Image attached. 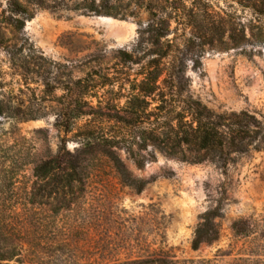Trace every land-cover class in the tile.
<instances>
[{"label": "rangeland", "instance_id": "374dc122", "mask_svg": "<svg viewBox=\"0 0 264 264\" xmlns=\"http://www.w3.org/2000/svg\"><path fill=\"white\" fill-rule=\"evenodd\" d=\"M185 1L209 12L239 13L246 22L252 18V12L235 0ZM130 4L135 16L125 20L38 9L26 22L20 36L28 37L53 61L49 66V80L57 87L53 94L44 92L39 78L27 86L0 48L6 80L0 101L42 115L31 120L0 116V220L10 223L16 237L25 241L21 254L25 264H113L153 249L172 256L175 264H264V149L236 156L227 166L191 163L157 152V160L144 169L121 151L133 174L149 181L142 192L121 183L103 162L97 163L102 172L86 181L85 190L54 193L41 198L42 203H32L34 164L54 155L63 139L76 151L75 133L87 123L109 134L118 131L106 115L123 109L138 92L133 84L142 79L154 47L145 35L142 50L136 52L142 41L139 30L150 21V13L136 0ZM171 28L182 33L185 27L172 19ZM121 49L143 55L141 63L122 62ZM89 73L94 87L86 99L95 114L77 119L73 131L66 133L56 125L57 113L67 101L65 83L70 75L78 79ZM187 74L191 92L210 108L264 113V44L206 47L201 68H192L189 61ZM65 201L71 205L64 208ZM216 208L219 238L194 250L202 214ZM240 219L248 220L252 228L248 235L235 232L233 223Z\"/></svg>", "mask_w": 264, "mask_h": 264}, {"label": "trees", "instance_id": "16d2710c", "mask_svg": "<svg viewBox=\"0 0 264 264\" xmlns=\"http://www.w3.org/2000/svg\"><path fill=\"white\" fill-rule=\"evenodd\" d=\"M130 1L0 0V48L9 55L12 67L27 86L39 78L44 92L53 94L57 88L49 80V66L53 61L28 37L20 36L26 22L35 17L38 9L75 11L125 20L135 16ZM235 1L252 12L249 21H243L240 14L233 11L209 12L195 3L188 5L185 0H136L150 13V21L139 30L142 41L136 52L142 50L145 35L154 47L150 49L151 59L143 65L142 79L133 84V89L138 92L129 97L123 109L106 115L115 121L118 131L109 134L87 123L75 133L79 140L76 151L72 152L68 140L63 139L54 155L34 164L30 191L32 203H42L41 198L54 193L76 194L77 190H85L86 181L102 172L97 163L103 162L108 163L121 183L142 192L149 181L133 174L122 159L121 151L138 169H144L157 160V152L186 162L214 161L227 166L236 156L263 150L264 113L246 109L220 112L210 108L191 92V80L187 74L189 61L192 68H201L206 47L264 44V0ZM172 19L185 27L182 33L172 31ZM8 32L14 38L9 37ZM118 57L122 62L139 64L143 55L121 49ZM92 78V73L78 79L70 75L65 83L67 101L57 113L56 125L66 133L73 131L77 119L95 114L93 105L86 99L92 94ZM106 80L110 77L106 76ZM5 84L4 72L0 69V88ZM26 109L0 101V116L21 120L42 116ZM63 204L64 208L69 207L71 201ZM219 216L217 208L202 214L194 232V250L219 238L220 228L216 221ZM12 227L0 220V264H25L21 254L26 243L16 237ZM233 227L239 235H248L252 231L248 220H236ZM175 263L172 256L153 249L113 264Z\"/></svg>", "mask_w": 264, "mask_h": 264}, {"label": "bare ground", "instance_id": "6f19581e", "mask_svg": "<svg viewBox=\"0 0 264 264\" xmlns=\"http://www.w3.org/2000/svg\"><path fill=\"white\" fill-rule=\"evenodd\" d=\"M107 19H110L111 21H117V20H115V19H113V18H110V17H106ZM123 38H124V36H123Z\"/></svg>", "mask_w": 264, "mask_h": 264}]
</instances>
